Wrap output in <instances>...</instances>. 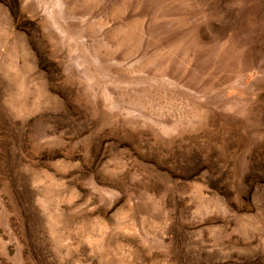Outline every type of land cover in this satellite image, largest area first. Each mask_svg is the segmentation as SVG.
Segmentation results:
<instances>
[{
  "label": "rangeland",
  "instance_id": "1",
  "mask_svg": "<svg viewBox=\"0 0 264 264\" xmlns=\"http://www.w3.org/2000/svg\"><path fill=\"white\" fill-rule=\"evenodd\" d=\"M0 264H264V0H0Z\"/></svg>",
  "mask_w": 264,
  "mask_h": 264
}]
</instances>
